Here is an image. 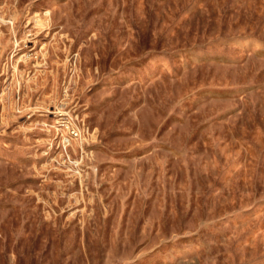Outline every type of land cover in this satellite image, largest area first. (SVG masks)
Returning a JSON list of instances; mask_svg holds the SVG:
<instances>
[{
    "label": "rangeland",
    "instance_id": "1",
    "mask_svg": "<svg viewBox=\"0 0 264 264\" xmlns=\"http://www.w3.org/2000/svg\"><path fill=\"white\" fill-rule=\"evenodd\" d=\"M0 264H264V0H0Z\"/></svg>",
    "mask_w": 264,
    "mask_h": 264
},
{
    "label": "built area",
    "instance_id": "2",
    "mask_svg": "<svg viewBox=\"0 0 264 264\" xmlns=\"http://www.w3.org/2000/svg\"><path fill=\"white\" fill-rule=\"evenodd\" d=\"M74 133V132H73ZM67 141V140H66Z\"/></svg>",
    "mask_w": 264,
    "mask_h": 264
}]
</instances>
